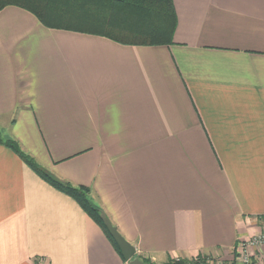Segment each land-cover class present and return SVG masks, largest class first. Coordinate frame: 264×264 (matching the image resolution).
I'll return each instance as SVG.
<instances>
[{
	"label": "crops",
	"instance_id": "1",
	"mask_svg": "<svg viewBox=\"0 0 264 264\" xmlns=\"http://www.w3.org/2000/svg\"><path fill=\"white\" fill-rule=\"evenodd\" d=\"M173 2L161 45L0 10V264H128L7 138L88 187L145 262L227 259L264 219V0Z\"/></svg>",
	"mask_w": 264,
	"mask_h": 264
},
{
	"label": "trees",
	"instance_id": "2",
	"mask_svg": "<svg viewBox=\"0 0 264 264\" xmlns=\"http://www.w3.org/2000/svg\"><path fill=\"white\" fill-rule=\"evenodd\" d=\"M8 5L30 10L48 27L102 35L124 44H170L177 26L173 0H0V10ZM3 142L42 179L74 198L99 223L121 253L101 219L103 211L92 203L88 187L74 186L56 178L24 152L15 139L7 138ZM204 257L199 255L194 258H171L163 263L147 262L195 264L198 260H204L198 263L202 264L206 260Z\"/></svg>",
	"mask_w": 264,
	"mask_h": 264
},
{
	"label": "built area",
	"instance_id": "3",
	"mask_svg": "<svg viewBox=\"0 0 264 264\" xmlns=\"http://www.w3.org/2000/svg\"><path fill=\"white\" fill-rule=\"evenodd\" d=\"M261 218V217H260ZM260 230L251 238L241 239L236 245V264H264V258L258 255L256 248L264 246V219L259 224ZM42 259L37 258L32 264H41Z\"/></svg>",
	"mask_w": 264,
	"mask_h": 264
},
{
	"label": "water",
	"instance_id": "4",
	"mask_svg": "<svg viewBox=\"0 0 264 264\" xmlns=\"http://www.w3.org/2000/svg\"><path fill=\"white\" fill-rule=\"evenodd\" d=\"M101 219L103 220V223L110 235L120 248L121 254L128 264H149L148 262H145L139 257L135 256L136 247L120 233L118 228L112 223L106 213H101Z\"/></svg>",
	"mask_w": 264,
	"mask_h": 264
},
{
	"label": "rangeland",
	"instance_id": "5",
	"mask_svg": "<svg viewBox=\"0 0 264 264\" xmlns=\"http://www.w3.org/2000/svg\"><path fill=\"white\" fill-rule=\"evenodd\" d=\"M48 172H50V171H48ZM50 173L53 176H55L52 172H50ZM55 177L57 178V176H55ZM259 230H260V226L258 224V228H256L255 231L253 230V231L249 232L247 234V236H246L245 239L251 238L254 234L258 233ZM204 258H206V260L202 264H214V263L215 264H236V254H235V250H234V253L231 254L227 259H218V258H212V257H204ZM202 261H204V260H198L197 263H195V264H198L199 262H202ZM211 261H214V262H211Z\"/></svg>",
	"mask_w": 264,
	"mask_h": 264
}]
</instances>
